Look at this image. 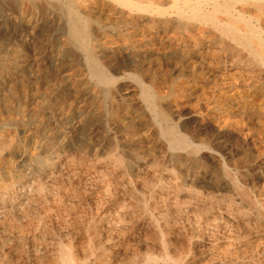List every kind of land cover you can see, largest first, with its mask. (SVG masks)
<instances>
[{
    "label": "rangeland",
    "instance_id": "1",
    "mask_svg": "<svg viewBox=\"0 0 264 264\" xmlns=\"http://www.w3.org/2000/svg\"><path fill=\"white\" fill-rule=\"evenodd\" d=\"M142 19L138 30L152 23ZM12 26L0 33V98L12 93L26 113L0 125V264H264V143L252 141L255 124L218 131L214 119L191 117L204 96L212 107L242 83L264 84L219 52L217 33H204L205 59L182 76L171 75L168 51L138 58L142 83L153 75L163 83L179 133L209 148L195 164L169 150L135 81L120 76L103 88L89 80L56 24L37 35L42 50L32 61ZM170 29L165 44L175 49L182 32ZM179 85L185 94L174 104ZM103 92L111 94L99 108ZM224 103L217 114L237 113ZM220 184L227 188H213Z\"/></svg>",
    "mask_w": 264,
    "mask_h": 264
},
{
    "label": "bare ground",
    "instance_id": "2",
    "mask_svg": "<svg viewBox=\"0 0 264 264\" xmlns=\"http://www.w3.org/2000/svg\"><path fill=\"white\" fill-rule=\"evenodd\" d=\"M237 6L240 8L238 9ZM141 18H151L152 23L149 27L138 30L134 25H136L135 21ZM9 20L14 23L11 27L12 35L20 44L16 45L17 49L22 50V46L30 47L32 61L40 49L37 35L43 30H51L52 25L56 24L64 28L66 42L63 45H68L70 54L80 58L89 80L103 88H112L122 78L135 81L140 88L142 107L151 116V121L169 150L177 155V161L183 156V159L198 164L197 153L209 148L204 143H196L194 138H185L179 133L177 125L171 121L167 108L169 106L166 107L162 103L164 93L159 87L163 84L160 83V79L150 75L149 83H142L146 75L144 76V71L137 64L144 51L170 52L162 58L172 64L171 75L182 76L189 66L193 65L194 58L199 56L197 58L203 59L206 56L208 46L204 47L202 39L205 32L211 31L219 35L216 42L220 45L218 46L220 53L234 56L231 61L243 65V69L249 70L258 82L262 81V77L264 78V0H0L2 36H6L9 31L7 27ZM170 28L182 32L179 41H176L175 49L165 44L166 40H170L168 37L165 39V32ZM197 34L200 36L197 37ZM5 66L7 67L6 63L1 65L2 68ZM32 68L37 71L39 65L35 64ZM54 78L58 79L57 75ZM257 84L238 85L235 92L226 96L223 102L215 101L214 107L207 104L209 97L204 96L203 101L206 106L203 110L193 111L191 117L203 119L208 116L214 119V126L218 131L228 124L245 127L248 121H252L256 131L252 141L258 145L263 144L264 84L261 82ZM184 92L185 87L182 85L172 89L170 94L173 96L174 104L181 101ZM102 94L99 108L104 106L111 93ZM227 100L229 103H234L236 110H232L237 113L233 111L236 114L231 116H227L225 112L217 114L218 109H227V104L224 103ZM174 104L172 106L176 107ZM116 107L111 105L112 115H116ZM25 108V103L14 99L12 93L4 95L0 98V109L3 110L0 111V125L5 126L22 120L25 117ZM37 115L35 113L33 116ZM2 139L3 137L0 136V149L4 146L3 141L6 140L2 141ZM213 188L221 191L227 187L225 184H220ZM230 189L232 190V187Z\"/></svg>",
    "mask_w": 264,
    "mask_h": 264
}]
</instances>
